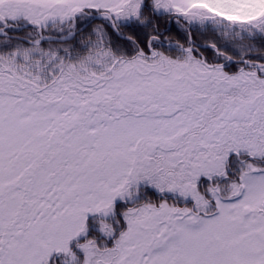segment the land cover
Instances as JSON below:
<instances>
[{"label": "snow or ice", "instance_id": "1", "mask_svg": "<svg viewBox=\"0 0 264 264\" xmlns=\"http://www.w3.org/2000/svg\"><path fill=\"white\" fill-rule=\"evenodd\" d=\"M0 264H264V0H0Z\"/></svg>", "mask_w": 264, "mask_h": 264}]
</instances>
